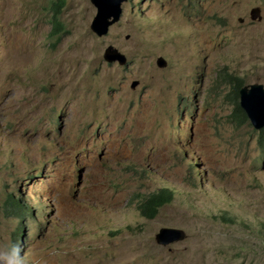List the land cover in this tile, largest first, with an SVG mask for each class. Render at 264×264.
Returning <instances> with one entry per match:
<instances>
[{
	"label": "rangeland",
	"instance_id": "obj_1",
	"mask_svg": "<svg viewBox=\"0 0 264 264\" xmlns=\"http://www.w3.org/2000/svg\"><path fill=\"white\" fill-rule=\"evenodd\" d=\"M53 2L0 0V245L27 264H264V131L230 118L225 79L264 86V0H128L102 37L90 0Z\"/></svg>",
	"mask_w": 264,
	"mask_h": 264
},
{
	"label": "water",
	"instance_id": "obj_2",
	"mask_svg": "<svg viewBox=\"0 0 264 264\" xmlns=\"http://www.w3.org/2000/svg\"><path fill=\"white\" fill-rule=\"evenodd\" d=\"M128 0H90L96 9V13L91 20L90 30L96 37L105 36L108 29L117 23L122 13V4ZM103 59L107 63L118 62L123 65L126 58L112 46H108L103 53ZM166 62L162 57L157 59V66L162 68ZM136 84H133V86ZM238 105L245 114L247 120L254 130L264 128V86L260 83L243 85L238 90ZM165 239L164 244L183 239L184 234L179 230H161L156 237L157 243L161 244L160 237Z\"/></svg>",
	"mask_w": 264,
	"mask_h": 264
},
{
	"label": "trees",
	"instance_id": "obj_3",
	"mask_svg": "<svg viewBox=\"0 0 264 264\" xmlns=\"http://www.w3.org/2000/svg\"><path fill=\"white\" fill-rule=\"evenodd\" d=\"M64 0H56V2H53L52 8L53 9H58L61 7L63 4ZM54 25L56 26L55 32L58 31L60 24L58 22H54ZM226 80L229 81H236V84L234 85V95L235 99H237L238 96V90L243 84L241 81L235 77H230L228 75L225 76ZM230 118L235 122V123H243L246 122L247 119L245 117V114L243 111L239 108L238 102L235 100L234 102V108L232 110V113L230 115ZM264 129H262V132ZM172 200V192L167 190V189H160L155 193H152L148 195L139 205H138V210L140 214L147 218V219H152L157 213L158 210L164 206L165 204L170 203ZM11 206V210L9 211L10 214H17L18 208H20L18 202L10 196L9 199L7 200V203L5 204ZM14 209V210H13Z\"/></svg>",
	"mask_w": 264,
	"mask_h": 264
},
{
	"label": "clouds",
	"instance_id": "obj_4",
	"mask_svg": "<svg viewBox=\"0 0 264 264\" xmlns=\"http://www.w3.org/2000/svg\"><path fill=\"white\" fill-rule=\"evenodd\" d=\"M23 252L24 249L18 243L0 245V264H27V260Z\"/></svg>",
	"mask_w": 264,
	"mask_h": 264
},
{
	"label": "bare ground",
	"instance_id": "obj_5",
	"mask_svg": "<svg viewBox=\"0 0 264 264\" xmlns=\"http://www.w3.org/2000/svg\"><path fill=\"white\" fill-rule=\"evenodd\" d=\"M73 58H75V57H74V56H71V59H73ZM57 65H58V64H57ZM52 73H53V72L48 73L47 76L50 75V74H52ZM40 75H41V74H40ZM61 75H63V73H62ZM61 75H60V77H62ZM42 76H43V75H42ZM58 78H59V77L56 78V81L58 80ZM62 78H63V77H62Z\"/></svg>",
	"mask_w": 264,
	"mask_h": 264
}]
</instances>
